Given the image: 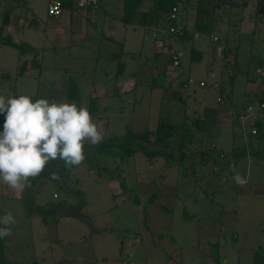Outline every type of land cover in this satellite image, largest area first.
Wrapping results in <instances>:
<instances>
[{"label": "rangeland", "instance_id": "obj_1", "mask_svg": "<svg viewBox=\"0 0 264 264\" xmlns=\"http://www.w3.org/2000/svg\"><path fill=\"white\" fill-rule=\"evenodd\" d=\"M196 1L177 5L176 21L190 33L194 29ZM236 1L239 2L238 7L232 8L235 15L249 13L251 17L242 0ZM47 4L48 0H0V14L6 10L25 23L23 31L19 28L11 34L13 39L29 41L44 49L38 58L41 70L34 69L26 76L14 79L17 52L0 44V95L27 94L33 99L74 102L88 109L90 84L87 74L90 73L92 79L106 77L107 83L113 81L114 74L112 77L108 71V77L103 75L107 53L113 49L117 58L107 63L108 70L115 72L117 59L121 57L125 65L123 76L129 73L133 76L138 67L143 72L136 75L141 82L130 92H127L128 85L123 89L125 91L115 95L112 92V97L97 98L98 109L92 117L103 138H122L126 125H130L133 131L153 129L160 120H168L177 128L184 115H201L208 108L211 110L209 132L199 145L191 146L190 154L198 151L199 146L230 152L234 144L246 140L249 123L240 122L243 126L235 134L232 132L231 123L223 119L229 105L217 101L209 73L219 80L226 95L230 94L232 110L243 104L245 76L252 78L255 67L264 68L259 64L264 57V25L257 24L253 33L252 19L249 21L247 16H242L240 31L245 33V38L242 36L239 43L237 69L230 86L228 79L233 70L229 72L225 68L228 56L221 52V31L225 33V25L221 31L207 28L183 42L177 35L168 37L164 27L142 29L140 14H137L129 25L122 22L118 34L113 35L116 36L114 41L106 42L103 33L108 23H120L123 3L122 0H100L95 9L98 11L86 18V49L90 48L91 54L94 49L98 53H94L92 59L82 57L76 61L69 57L80 55V52L89 55L82 51V46L69 45L58 54L52 51L53 44L58 46L57 28L65 31L70 28L67 19L65 22L57 21L55 17L48 16ZM151 5L152 0H142L139 9L146 11ZM243 9L246 12H241ZM162 26L167 27L166 22ZM156 28L157 41L160 42L157 48L152 37ZM216 37L218 41L214 40ZM191 46L202 52L200 61L190 60ZM127 47L139 49L131 54L125 52ZM155 49L158 52L154 58ZM173 51L181 54L179 66L167 64V58ZM152 65L158 72H167L164 89L152 86ZM258 75L260 77V73ZM68 77L77 84L78 100L67 98ZM186 78L204 80L206 87L191 85L180 91L178 84ZM177 90L181 93L177 95L178 100L174 97ZM95 164V170H90L87 164L81 163L73 167L64 179L60 176L61 179L36 181L37 205L45 207L66 202V207L55 217L43 219L28 214L21 200L24 190L16 192V189H10L19 198L17 200L0 196V217L11 213L15 219L14 224L6 226L10 231L4 237L2 248L9 263L218 264L216 257H219L222 259L220 264H254L255 253L259 255L258 261L263 260L264 161L247 158L236 166L225 167L220 173L211 164L206 167L198 165L196 181L190 173L178 176L175 167L166 168L162 158L148 161L141 153L129 158L124 165L112 158L106 165L98 160ZM2 186L0 184V191ZM76 189L84 191L86 198V205L78 215L68 208L77 202ZM136 196L138 204L133 201ZM152 198L154 201L149 203ZM163 206L171 208L172 212L163 211ZM184 209L194 215L193 220L182 219ZM157 233L169 234L171 238H158ZM213 243L218 244L216 251H212Z\"/></svg>", "mask_w": 264, "mask_h": 264}, {"label": "trees", "instance_id": "obj_2", "mask_svg": "<svg viewBox=\"0 0 264 264\" xmlns=\"http://www.w3.org/2000/svg\"><path fill=\"white\" fill-rule=\"evenodd\" d=\"M64 8H69L70 2L64 0ZM142 0H122L123 3V14L121 17L122 22L129 23L133 18L140 14V19L144 27H164L169 28L172 19L169 18L173 12V8H178L177 5L183 2L185 5L190 4L191 0H152L151 7L146 11H140L139 7ZM232 0H197L195 5V18H194V29L190 33L185 27L181 28V32H172L173 35H177L179 39L183 42L192 39V37L200 31H203L207 28H213L215 30H222V25L226 26L225 33L222 32L223 38V55L228 56L227 66L229 72V85L232 86L235 74L234 71L237 69L238 63V49L239 43L242 39L240 32L241 18L233 19L230 16V8L225 5L226 2H231ZM190 2V3H189ZM243 6H249L251 8V18L253 21V33L256 30L257 24L264 25V0H252L247 2V0H242ZM177 9V10H178ZM1 21H0V44L9 46L16 50L17 52V64L14 74V79L22 76H26L31 73L32 70H41V65L39 63V54L43 51V48L35 47L27 41H15L9 34H7L6 28L10 23L11 13L3 10L1 12ZM167 24V27L162 26ZM168 22V23H167ZM6 33V34H5ZM214 40L218 41L219 38ZM190 60L192 62H198L202 58V52L195 49L193 46L189 49ZM116 55H111V59L116 60ZM157 55L154 54V58ZM119 59V60H118ZM117 59V69L116 76L123 73L125 70V65L120 58ZM252 60V59H251ZM264 61H260L259 64L263 67ZM167 64H172V57L167 58ZM262 70L260 67H255V76L250 78L251 81H258L259 73L257 70ZM8 76V75H7ZM249 76V75H247ZM168 78L167 72H158L154 67L151 73L152 86L164 89L165 81ZM187 79H181V82L178 84V88L187 89ZM179 90L174 92V97L181 95ZM216 93L226 96V104L231 105V96L230 94L226 95L225 89L220 85ZM79 94L77 89L76 82L68 77L67 78V98L71 100H78ZM255 102H264V92L259 96H250L249 94L245 95V100L240 106H236L232 112L231 126L232 132L235 134L238 129L237 126L240 124L239 116L242 113L243 108L246 107L249 103ZM98 109V102L96 97H91L89 101L88 111L93 116V114ZM207 111V112H206ZM211 114V110L208 108L204 109L203 114H198L195 116L184 115L182 121L179 124V127H175L172 123H169L168 120H160L153 129L144 128L142 130L133 131L130 125H126L125 134L122 138L118 137H107L103 138L101 143L98 145H91L85 143L84 145V154L85 159L82 163L88 165L90 170H95L96 164L95 160H98L104 165L107 164V160L118 159L121 165H124L129 158L134 156L137 153H141L145 159L151 161L155 158H162L165 162V167H175L177 175L183 176L186 173H190L194 181L197 180L198 170L196 167L201 165L206 167V165H213L216 167L218 172H222L225 167L229 165H238L243 160L250 158L257 161H264V123L259 118L254 120L253 126L256 128L255 134L246 133V140L241 144H234L230 152H217L214 147L211 148H202L199 146V150L195 153L190 154V148L192 145H199L203 136H206L209 132L211 120L208 119V116ZM241 128V127H240ZM71 169H68L64 166V162L60 160H55L50 162L46 168L35 178H30L31 184L30 187L26 188L23 191V206L25 211L28 214H35L43 219L48 217H55L58 211H63L62 208L66 207V202H61L57 204H49L45 207H41L36 204L35 196L37 193V183L40 179H52L51 174L54 172L56 177L69 176ZM120 171L119 168L116 169ZM114 178V177H113ZM61 179V178H60ZM74 195L77 197V202L72 205H69V209H73L75 214H81V210L86 205L85 193L81 189H76ZM155 197V195H152ZM134 203L138 204V197H134ZM154 199H150L149 203H152ZM163 211L171 213L172 209L168 207H161ZM58 215V214H57ZM183 220H193L194 215L188 213L186 209L182 212ZM158 238H171L169 234L157 233ZM4 237L0 238V264H11L9 263L3 252ZM212 251H216L218 248L217 243L211 245ZM259 255L254 254V264H264V255L263 260L258 261ZM217 263L220 264L222 259L216 257ZM57 264H70L69 262H58Z\"/></svg>", "mask_w": 264, "mask_h": 264}, {"label": "clouds", "instance_id": "obj_3", "mask_svg": "<svg viewBox=\"0 0 264 264\" xmlns=\"http://www.w3.org/2000/svg\"><path fill=\"white\" fill-rule=\"evenodd\" d=\"M0 117V184L10 189L30 187V178L52 161H63L68 169L79 166L85 159V143L98 145L103 139L88 109L74 102L0 95ZM51 178H57L54 172ZM14 223L11 213L0 217V225H5L0 238Z\"/></svg>", "mask_w": 264, "mask_h": 264}, {"label": "crops", "instance_id": "obj_4", "mask_svg": "<svg viewBox=\"0 0 264 264\" xmlns=\"http://www.w3.org/2000/svg\"><path fill=\"white\" fill-rule=\"evenodd\" d=\"M48 2H49V0H48ZM236 2H237L236 0H232L231 2L225 3V5L231 9V17L233 19H234V16L236 17L235 19H238L240 17L241 20H242L243 19L242 16H245V17L247 16L246 19L250 21L251 17L248 16L249 13L248 14H244V15H243V13H240L242 15L237 16V15H235L236 12L232 11L233 7H238L239 2H237V3ZM101 4L104 5L103 2H101ZM105 8H106V6H105ZM30 9H31L32 12H34V10L32 8H30ZM245 9H247V11L250 10V12H251V8L249 6H247ZM245 9H243L241 12H246ZM96 11H98V10H95V9L94 10H92V9H82V10H80V9H76V8H71L70 6H69V8H66V9L64 8L62 14L59 17H55V18L57 19V21H64V22L67 19L66 23L69 26L70 30L69 31H65V30H63L61 28H57V30H56V33H57L56 40H57L58 46L53 44L52 51L55 54H58V52L60 50H63V49L66 50L67 46L74 45L76 47L82 46V48H83L82 51H85V52L89 53L91 49L90 48L86 49V47H87L86 38H87V35H88V29H87L88 26H87L86 18L89 15L92 16V14L96 13ZM232 12L234 13V15H233ZM121 17L122 16L120 14L119 15V22L120 23H118L116 25H111V23H108V25L106 27L107 28L106 32L103 33L104 38H105L104 40H106V42H112V41H114L116 39V36H113V35H117L118 32L120 31L121 24H122ZM81 18H84V19H81ZM176 20H177V14H176V17L173 20L171 25L175 26V27H181L183 29L184 26L180 25L179 23H177ZM126 24L129 25L128 23H126ZM140 25L142 26V29L144 28V30H148V28H149V27L145 28L144 25L142 24V21H140ZM24 27H25V23L21 20V18L18 17L17 19H15L13 14L11 13L10 23L7 26L5 32L11 36V34L16 32V31H18L19 28H21L22 31H23ZM241 34H242L243 39H244L245 38L244 37L245 33L242 32ZM167 36H170V35L168 34ZM152 37H153V35H152ZM153 38L155 40L154 41V44H155L154 47L157 48L158 44L160 45V42L157 41V38H155V37H153ZM27 42H29V41H27ZM34 46H36V45H34ZM130 46H132V45H130ZM36 47L42 48V47H39V46H36ZM140 47H141V45H140ZM138 49L139 48L127 47L125 52H129V53L132 54L133 51H137ZM93 52L95 54L98 53V51L95 50V49L93 50ZM157 52H158V50L155 49V51H154L155 55H157ZM94 53L93 54L89 53V55H86V53H81L80 52V55H75L74 54V55L70 56L69 58L75 59L76 61H78V59H80L82 57L87 58V59H92V57L94 56ZM84 54H85V56H81V55H84ZM111 55H115V52H114L113 49L110 50L109 54L107 53V62L104 65V68H103V75L106 74L104 76L108 77V71H109V73H111L110 75L112 76L114 74L115 77H114L113 81L110 80L107 83L106 77L105 78H99V79H92L89 76L90 73H88L87 74V79H88V82L90 84V87L88 89L89 90L88 91L89 99L91 97H96L98 99H100L101 97H109V96L112 97V92H113V95L118 94L119 91L122 92V90L127 88L128 85H129V87L127 88V92H130L132 89H134V87H136V85L138 83L141 82V80L136 77V75H140V73L143 72V70L141 68H139V67L137 68L135 73H133V76L130 73L128 75H125V76H123V74H120V75L116 76V73H115L116 71L113 72V70H110V69L108 70L107 63L108 62H114L113 61L114 59H111ZM108 60H110V61H108ZM263 61H264V57H263ZM263 67H264V65H263ZM150 69L152 71L153 65H152V67ZM262 69L264 70V68H262ZM100 73H101L100 76H102V70H101ZM85 76H86V74H84V77ZM74 78H75V76H74ZM78 88H79V86H78ZM79 91H80V88H79ZM123 91H125V90H123ZM231 91H233V90H231ZM244 91H245V95L249 94L251 97L254 96V95H256V96L261 95V93L264 92V79L263 78H259L258 81H251L250 80V76H245ZM102 92H103V95H102ZM231 101H232V99H231ZM226 108H228L229 111L225 109L226 111H225V113H223V116H224L223 119L227 123L228 122L231 123V119H232L231 106H226ZM215 112H216V110H215ZM242 126L243 125H241V123H240L239 126H237V127L240 129V127H242ZM2 185L3 186H2L1 191H0V196H2L4 198L7 197L10 200L19 199L15 193L10 191V188L7 187V185H4V184H2ZM17 190L18 189H16V192H17ZM70 215H72V214L70 213Z\"/></svg>", "mask_w": 264, "mask_h": 264}, {"label": "built area", "instance_id": "obj_5", "mask_svg": "<svg viewBox=\"0 0 264 264\" xmlns=\"http://www.w3.org/2000/svg\"><path fill=\"white\" fill-rule=\"evenodd\" d=\"M67 2H70L71 8L76 9H96L100 5V0H67ZM64 0H49L47 4V14L50 17H58L62 14L64 9ZM177 8H173V12L169 16L170 19L174 20L176 17ZM172 32H181L180 27L170 26L166 32V35L172 34ZM153 37L157 38V28L155 29V32L152 34ZM170 56L172 57V65L173 66H179L180 61L179 58L181 56L180 53H176L175 51L172 52ZM258 73H260V77L264 78V71L257 70ZM209 75L213 78V90H217L219 87V80L214 77L213 73H209ZM187 85L189 86H198V87H206V82L204 80L196 81L192 78L187 79ZM217 101L219 103H226V96L220 95L217 93ZM256 118H259L262 123H264V102H255V103H249L246 105L245 108H243L242 113L239 116L240 122H248L249 128L248 133L255 134L256 128L253 126L254 120Z\"/></svg>", "mask_w": 264, "mask_h": 264}, {"label": "water", "instance_id": "obj_6", "mask_svg": "<svg viewBox=\"0 0 264 264\" xmlns=\"http://www.w3.org/2000/svg\"><path fill=\"white\" fill-rule=\"evenodd\" d=\"M221 52L223 53V49L221 50Z\"/></svg>", "mask_w": 264, "mask_h": 264}]
</instances>
